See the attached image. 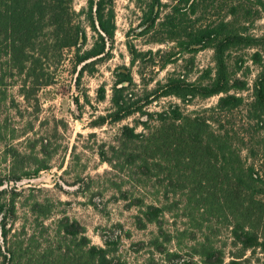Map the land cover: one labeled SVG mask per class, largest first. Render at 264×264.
<instances>
[{"label": "trees", "instance_id": "1", "mask_svg": "<svg viewBox=\"0 0 264 264\" xmlns=\"http://www.w3.org/2000/svg\"><path fill=\"white\" fill-rule=\"evenodd\" d=\"M154 1L158 6L151 5L143 24L148 30L160 19L161 8H168ZM207 1L171 0L170 11L159 26L166 39L181 42L190 52L211 49L215 67L205 69L194 81L188 79L189 74H171L141 97L132 87L131 72L117 69L113 112L101 118L99 125L108 119L120 123L138 117L135 127L123 129L119 148H113L117 159L140 175L142 186L162 179L166 196L178 193L205 210L226 208L236 244L245 252L259 250V264H264V179L256 169V162L264 160L263 141L258 137L264 129V35L245 34L235 17L240 10L231 4L228 15L235 21L227 15L210 24H193L199 19L193 21L192 15ZM214 1L220 6L236 2ZM259 3L264 16V3ZM73 4L74 0H0V59L6 58L11 72L23 79L20 92L27 102L56 82L57 66L67 60V52H72L69 61L79 81L110 55L107 43L113 39L115 25L106 0H89L88 10L79 13ZM82 13L98 35L92 48H86L88 32L80 19ZM247 47L259 48L252 61L260 72L250 99L241 95L248 90V81L239 77L245 63L239 51ZM216 96L218 102L203 109L184 110L174 104L149 110V105L163 98L175 97L186 107ZM139 126L142 130L137 132ZM45 169L41 166L33 174L14 176L13 182ZM4 193L6 189L0 190V264H124L116 259L117 242L107 239L104 246L92 244L77 221L58 220L57 235L52 238L45 227L42 234L47 238L35 234L27 238L25 229L13 234L14 220L7 218L14 206L3 201ZM130 205L141 210L137 217L141 228L159 224V235L153 239L159 246L164 234L160 220L166 208L146 204L143 198ZM218 214L223 217L220 210Z\"/></svg>", "mask_w": 264, "mask_h": 264}, {"label": "rangeland", "instance_id": "2", "mask_svg": "<svg viewBox=\"0 0 264 264\" xmlns=\"http://www.w3.org/2000/svg\"><path fill=\"white\" fill-rule=\"evenodd\" d=\"M160 1L168 8H161L160 19L148 30L143 24L151 5L158 6L154 0H106L115 25L113 39L107 43L109 57L79 81L69 61L72 52H67V60L57 66L56 82L39 91L31 102L20 92L23 79L11 72L6 58L0 59V181L4 183L0 190L6 189L3 201L14 206L7 220H14L13 234L25 229L27 238L44 236L43 227L48 229V237H55L58 220L77 221L92 244L104 246L107 239L117 242L116 259L124 264H259V250L245 252L233 239L232 218L226 208L205 210L178 193L166 196L162 179L154 178L142 186L140 175L117 159L113 148H119L123 129L135 127L138 117L120 123L108 119L99 125L101 118L113 112L117 69L125 67L131 72L132 87L141 97L171 74H189L188 79L194 81L205 69L215 67L211 49L190 52L181 42L166 39L159 23L172 2ZM229 4L240 10L235 17L245 34L264 35L259 0H236L223 6L207 1L192 15L193 21H199L192 23L219 21L231 12ZM73 6L77 13L87 11L89 0H74ZM80 19L87 26L86 48H92L98 35L83 13ZM257 50L247 47L239 51L245 61L239 77L248 81V90L241 92L246 99L252 97L260 72L252 61ZM218 99H198L185 107L177 98L168 97L149 105V110L174 104L184 110L203 109L214 106ZM141 130L139 126L137 132ZM258 137L264 150V129ZM41 166L47 169L13 182L14 176L33 174ZM256 169L264 179V160L256 162ZM138 198L166 208L160 220L164 234L159 246L153 244L159 224L147 223L141 228L137 220L141 210L130 205ZM218 210L223 217H218Z\"/></svg>", "mask_w": 264, "mask_h": 264}]
</instances>
